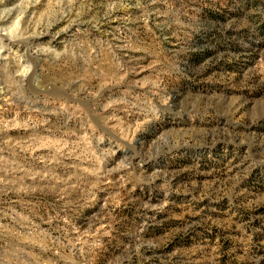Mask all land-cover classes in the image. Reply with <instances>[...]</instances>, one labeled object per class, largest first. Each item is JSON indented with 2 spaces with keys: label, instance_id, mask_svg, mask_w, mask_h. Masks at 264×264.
<instances>
[{
  "label": "rangeland",
  "instance_id": "obj_1",
  "mask_svg": "<svg viewBox=\"0 0 264 264\" xmlns=\"http://www.w3.org/2000/svg\"><path fill=\"white\" fill-rule=\"evenodd\" d=\"M0 264H264V0H0Z\"/></svg>",
  "mask_w": 264,
  "mask_h": 264
}]
</instances>
